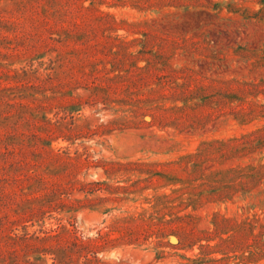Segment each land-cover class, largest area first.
<instances>
[{"label": "rangeland", "instance_id": "rangeland-1", "mask_svg": "<svg viewBox=\"0 0 264 264\" xmlns=\"http://www.w3.org/2000/svg\"><path fill=\"white\" fill-rule=\"evenodd\" d=\"M0 176V264H264V0H0Z\"/></svg>", "mask_w": 264, "mask_h": 264}, {"label": "trees", "instance_id": "trees-1", "mask_svg": "<svg viewBox=\"0 0 264 264\" xmlns=\"http://www.w3.org/2000/svg\"><path fill=\"white\" fill-rule=\"evenodd\" d=\"M2 177L0 176V207H3L4 205H7L9 203H7L8 199L6 200L7 194L3 191V188L1 186V182H2ZM28 199V198H27ZM26 200V199H24ZM38 200H42V197H38ZM20 204V205H19ZM17 204L16 203V212H21V213H25L28 217H33L35 215V213H42V208L40 206L35 207L33 205L30 204V201H22L21 203ZM8 218L6 215L4 216H0V220ZM9 239V236H8ZM10 240H12L13 242H15L17 239L14 238V236H11Z\"/></svg>", "mask_w": 264, "mask_h": 264}]
</instances>
